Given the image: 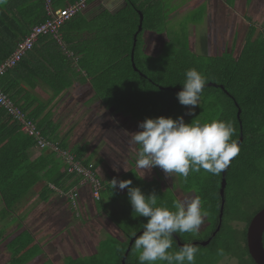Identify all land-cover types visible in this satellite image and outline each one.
<instances>
[{
  "label": "trees",
  "instance_id": "16d2710c",
  "mask_svg": "<svg viewBox=\"0 0 264 264\" xmlns=\"http://www.w3.org/2000/svg\"><path fill=\"white\" fill-rule=\"evenodd\" d=\"M74 1L51 0V5L65 7ZM124 1L118 11L105 10L91 19L78 12L59 29L65 45L52 35L39 36L32 50L0 77V88L48 141L57 142L60 149L95 171L97 163L85 156L87 145L70 147L66 140H59V124L50 111L44 113L46 104L28 88L32 72L54 94L67 90L75 81L88 82L103 105L141 122L136 146L144 154L156 128L165 121L177 123L198 101L187 122L191 139L179 143L187 150L186 155L172 166L178 173L179 189L193 194L198 214L206 216L208 226L204 236L198 238L191 219L179 212L178 196L165 190L159 179H144L131 168L124 175L125 193L109 183L101 190L99 200L91 197L100 204L107 191L114 201L121 200L117 226L124 239L101 240L99 252L87 257L66 256L64 264H123L132 237L124 264H148L132 252L135 244L148 235L154 236L156 256L165 264L184 263L186 255L197 264H217L225 257L235 258L237 264H255L248 253L246 230L253 215L264 207V21L256 35L257 27L250 23L236 54L232 50L201 55L190 48L188 41L176 44L165 37L162 52L154 56L146 51L145 38L148 32L165 33V0ZM46 18L44 0H0V63L13 52L16 41ZM207 83L223 85L224 89ZM241 134L242 141L226 168L225 203L216 231L222 167ZM34 148V137L21 131L19 123L0 107V220L16 215L18 201L40 180L44 181L40 191L43 200L55 189L65 192L77 186L80 191V176L68 172L62 157L50 147L31 155ZM140 159L139 154L133 155V164ZM96 174L104 187V180ZM76 214L79 216L78 211ZM173 233L186 244L211 239L205 245L180 248ZM262 242L264 246V233ZM1 244L10 251L4 264H27L43 250L22 219L12 236L0 230Z\"/></svg>",
  "mask_w": 264,
  "mask_h": 264
},
{
  "label": "rangeland",
  "instance_id": "374dc122",
  "mask_svg": "<svg viewBox=\"0 0 264 264\" xmlns=\"http://www.w3.org/2000/svg\"><path fill=\"white\" fill-rule=\"evenodd\" d=\"M92 1L94 0H90L86 6ZM216 2L165 0L168 14L166 31L163 34L148 32L145 38L146 51L158 56L163 50L164 38L167 37L176 44L188 41L190 48L201 55H216L232 50L236 54L250 23L257 27L255 35L260 31L264 21V0H223L219 1V5ZM101 9L100 4H94L85 13L98 14ZM90 88L75 81L67 91L52 94L50 100L56 98L50 102L48 109L52 108L51 115L59 124V140H66L70 147L87 145L85 156L97 163L99 173L115 176L112 182L121 193L126 192L124 175L131 168L144 179H159L165 190L178 196L179 212L191 219L198 238H202L208 220L206 216L198 214V203L193 194L179 189L178 173L172 166V162H181V156L186 155L187 150L179 143L191 139L187 132V122L198 101L188 107L177 123L165 121L156 128L145 146L144 154L136 146L141 122L122 112H116L112 109L113 106L103 105L93 91L88 94ZM103 107L110 111L105 112ZM136 154L141 159L137 164L134 163L133 168V155ZM56 190L58 192L47 195V201L37 199L36 194H28V198H22L16 204V215L0 220V230L12 236L22 219L41 242L42 252L27 264H64L66 256L87 257L99 252L97 245L101 240L112 237L124 239L117 226V219L122 212L121 200L114 201L110 193L105 191L98 204L80 191L78 198H71L69 188L65 192ZM239 226L242 227L243 224ZM154 242L153 235L146 236L135 244L133 255L148 260V264H165L156 256ZM186 256L188 259L181 264H197L196 260ZM9 257L10 251L1 244L0 264H4ZM237 262L235 258L225 257L217 264Z\"/></svg>",
  "mask_w": 264,
  "mask_h": 264
},
{
  "label": "built area",
  "instance_id": "2783aa9c",
  "mask_svg": "<svg viewBox=\"0 0 264 264\" xmlns=\"http://www.w3.org/2000/svg\"><path fill=\"white\" fill-rule=\"evenodd\" d=\"M45 1V10L47 18L45 21L31 27L30 31L19 41H16L13 52L0 63V77L6 71L16 65L18 61L30 50H32L34 43L41 35H52L61 44V34L59 29L65 22L69 21L78 12H80L89 0H75L73 3L65 7L54 8L51 5V0ZM0 107L3 108L8 115L13 117L19 125L21 131L34 137L36 148L42 149L46 147L52 148L58 157H62L64 162L68 164V172L76 173L80 176L79 185L88 184L90 186L91 197L94 200H99L101 197V190L104 188L101 180L90 166L86 167L79 161L74 159L73 154L69 151L60 149L57 142L48 141L40 129L37 128L35 122L28 118L27 115L19 108V106L9 97V95L0 88ZM61 191V190H60ZM71 198L78 197L79 191L77 186H71L69 191Z\"/></svg>",
  "mask_w": 264,
  "mask_h": 264
},
{
  "label": "water",
  "instance_id": "95a60500",
  "mask_svg": "<svg viewBox=\"0 0 264 264\" xmlns=\"http://www.w3.org/2000/svg\"><path fill=\"white\" fill-rule=\"evenodd\" d=\"M141 22H142V14H140V22H139L138 30H140V28H141ZM131 57H133V50L131 53ZM207 85L219 86L220 88L224 89L223 85H218V84H214V83H207ZM239 114H240V109H238V111H237V117H239ZM241 141H242V134L240 135L238 141L236 142L234 148L232 149L228 161H226L222 167V178H221V184H220V189H219V193H220V197H221V204H220V210H219V223H218V226L216 228V231L219 229V227L221 225V219H222L224 203H225L224 189H225V185H226V178H225L226 168H227V165H228L230 158L233 157L235 147L237 145H239L241 143ZM216 231H214L211 236L215 235ZM263 233H264V207L261 208L260 210H258L253 215V217L251 218V220L249 221V223L247 225V230H246V245H247L248 253L251 256V258L253 259V261L255 262V264H264V246H263V242H262ZM172 235L176 238L177 244L180 248H185L189 245H193V244H197V243L205 245L211 239V236H210L206 240L192 241L191 243L186 244V243H183L174 233ZM134 238L135 237L131 238V240L129 242V246H128L125 254H124V257L122 258L123 264L125 261V257L129 251V249H130V246L134 241Z\"/></svg>",
  "mask_w": 264,
  "mask_h": 264
},
{
  "label": "crops",
  "instance_id": "0c3cea01",
  "mask_svg": "<svg viewBox=\"0 0 264 264\" xmlns=\"http://www.w3.org/2000/svg\"><path fill=\"white\" fill-rule=\"evenodd\" d=\"M216 1H217L216 3H218V5H219V1H223V0H216ZM94 4H100L102 6V9L98 12V14L101 13L102 11H105V10L109 11L110 13H114V12L118 11L120 8H122L125 5V1L124 0H94V1H92L89 4L90 6L88 5V6H85L84 7L85 9L80 12V15H82L85 19H91L94 16L98 15L97 13H93V14H90V15H86V13H85L86 11H89L90 7L92 5H94ZM79 35H81V34H78L76 36V38L80 37ZM151 36H152V34H151ZM61 37H62V44L65 45L62 32H61ZM32 75H33V77L30 79V83H32V85H29L28 88L30 89L31 93H33L34 97H36L37 99H39L40 101H42L43 103L46 104V108L44 110V113H47L48 111H50V112L53 111L52 108L51 109H48L50 107V105H51L50 102H53L55 100V98H56L55 97L52 101L50 100V98H51V96L53 94V91L46 84H44V82H42L37 75H34V72H32ZM33 85H34V87H32ZM83 85L90 87V85L88 84V82H84ZM68 89H70V87ZM67 90H65V91H67ZM65 91H63V92H65ZM87 92H88V94H90L92 92V89L90 88V90H88ZM99 108L101 109V107H99ZM103 108L105 109V112L106 111H108V112L110 111V109H108V108H105V107H103ZM58 133H59V131H58ZM37 150H39V149H37V148L32 149L31 155L35 154L37 152ZM96 171H97V169H96ZM97 173H99V172L97 171ZM99 175H100V177L105 182L104 188L109 183H113L112 180H113V177H115V176H112L111 177V175H107V174L105 175V174H102V173H99ZM43 186H44V181L43 180H40L31 190H29V192L27 193V195L24 198H28L27 197L28 194H31V196H32V194H36V196L38 195L37 199L38 198L41 199L40 191L42 190ZM79 188H80V193L81 194H84V196H86L88 198H91L90 189H89V186L88 185H82ZM116 188L119 190V188L117 186H116ZM54 192H58V191L56 190ZM60 192H62V191H60ZM47 200H49L48 197H47L46 201ZM42 201H45V200H42ZM12 221H14V219ZM10 223H12V222H10Z\"/></svg>",
  "mask_w": 264,
  "mask_h": 264
}]
</instances>
